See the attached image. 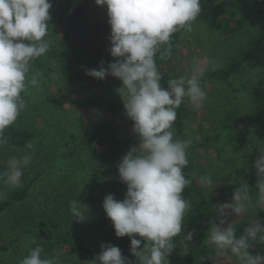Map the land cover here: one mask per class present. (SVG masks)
Returning <instances> with one entry per match:
<instances>
[{"label": "rangeland", "instance_id": "374dc122", "mask_svg": "<svg viewBox=\"0 0 264 264\" xmlns=\"http://www.w3.org/2000/svg\"><path fill=\"white\" fill-rule=\"evenodd\" d=\"M89 2V20L108 23L107 7L98 6L95 0ZM50 3L51 20L46 37L50 49L40 59V70L32 64L33 72L43 74L40 88L29 87L27 94H22L26 107L9 127L33 134L29 142L34 144V154L32 162L23 170L22 187L9 189L0 185L4 192L0 203L28 187L23 200L0 212V245L6 247V250L0 249V264H19L34 246L33 238L44 246L48 257H57L60 264H88L99 255L101 244L119 247L122 256L135 264L137 258L131 253V238L115 235L113 223L102 206L108 194H113L118 201L125 198L127 190L105 184L111 179H120L118 164L121 158L139 145V137L132 131L134 122L127 116L112 115L92 106H77L78 102L93 98L112 99L123 104L117 92L122 83L81 94L73 90L66 82L58 60L64 34L63 24L54 17L58 0H50ZM201 9L190 32L180 30L172 35L171 58L160 60L157 56L156 63L162 76L161 84L165 87L170 78L191 75L194 62L204 69L202 78H207L237 58H243L242 66L228 79L210 78L200 82L207 100L199 111L192 109L187 98L178 108L187 116L182 119V127H175V132L182 139H191L195 148V183L203 193L216 196L221 191L235 190L241 182L252 188V171L256 174L253 164L259 154L258 147H264V92L259 101H255L264 90V0H202ZM215 9L222 18L228 17L229 11L235 13V20L242 19L244 28L241 32L232 37L217 29L213 17ZM72 37L75 39L73 34ZM258 43L263 48L259 51L255 49ZM103 46L110 48L111 42L105 41ZM253 49L254 56L245 59L242 53L250 54ZM240 54L242 57L239 58ZM101 126H109L113 135L124 144L123 153L110 162L97 157L91 150V145L94 146L91 134ZM217 135L220 139L210 146H203L205 139ZM26 151L29 150L25 145L6 140L0 147V170L6 168L10 157L21 156ZM97 152L102 156L110 155L111 146L98 145ZM202 176L211 177L213 182L202 185ZM250 195L251 202L244 213L226 217L236 229L237 238L242 235L237 231L241 226L247 228L255 219L264 224V206L256 203L257 191ZM232 198L231 194L214 200L210 209L231 202ZM73 200L89 207L86 221L73 219L70 211ZM213 223H218L215 212ZM185 228L184 223L180 237L174 238L176 247L168 257L169 264H181L177 261V253L192 242L180 241L186 235ZM209 229L203 238L208 256L214 255L205 242ZM134 238L141 239L143 248V239L135 234ZM81 246L87 247L95 256L83 252ZM251 251L253 255H264V244L255 243ZM216 264H238V261L231 256L219 257Z\"/></svg>", "mask_w": 264, "mask_h": 264}, {"label": "clouds", "instance_id": "9594fccd", "mask_svg": "<svg viewBox=\"0 0 264 264\" xmlns=\"http://www.w3.org/2000/svg\"><path fill=\"white\" fill-rule=\"evenodd\" d=\"M202 0H95L98 6L107 7L111 34L108 39L110 55L116 58L99 69L86 70V75L104 79L112 76L122 82L117 89L127 117L134 122L132 131L139 137V145L132 147L118 164L120 180L127 191L122 201L108 194L103 200L106 216L113 223L117 237L131 238V253L135 264H169L176 243L184 228V217L191 203L183 190L192 181L183 169L188 165L187 150L191 139L175 138L173 127L177 109L187 98L192 109L199 111L207 100L200 81L204 69L194 62L191 75L171 78L162 86L157 67L160 60L172 56L171 37L180 30L191 31L192 24L201 13ZM50 0H0V147L6 140L5 130L13 125L26 107L22 94L29 87L40 88L42 73L32 71V62L50 49L48 35ZM213 65V70H215ZM21 156L7 160L0 170V185L16 189L22 187L23 170L32 162L34 144ZM253 167L256 170V203L264 206V147ZM212 178L202 176L200 183L210 185ZM4 192L0 190V199ZM251 202L250 187L241 182L233 192L231 202L212 208L218 217L205 241L213 250L208 259L216 264L219 257H235L238 264H264V255L252 254L255 243L264 244V224L258 219L236 236V229L226 217H237L246 211ZM230 210V212L228 211ZM73 219L84 222L89 207L78 200L70 202ZM134 234L143 239L134 238ZM193 238L189 231L181 240ZM32 247L19 264H60L57 257H48L44 246ZM88 264H132L122 256L121 250L111 244H101L99 255Z\"/></svg>", "mask_w": 264, "mask_h": 264}, {"label": "trees", "instance_id": "16d2710c", "mask_svg": "<svg viewBox=\"0 0 264 264\" xmlns=\"http://www.w3.org/2000/svg\"><path fill=\"white\" fill-rule=\"evenodd\" d=\"M240 5L239 7H242ZM237 8V7H236ZM91 9L89 0H58V3L55 7L54 17L58 23L63 24L64 34L63 38L60 41V54L58 60H60V66L62 74L68 84L72 85L74 91L79 94L83 92L92 91L94 89H108L114 85H120L122 82L117 78L112 76H106L104 79H97L86 75V70L89 69H99L101 61L104 62L103 66L108 67L109 63L115 61L116 58H113L108 49L103 46L105 41H110L108 37L111 34V27L108 23H92L88 18V11ZM218 9H215L213 12L214 21L216 28L219 29L222 33L228 34L229 36H234L235 33L241 32L244 28L242 19L235 20L233 12L228 11V17L222 18L220 16ZM74 35L75 39L72 37ZM261 46V47H259ZM255 49L259 51L262 48L261 43L255 44ZM253 49L252 53H242L245 59H248V56H254L255 51ZM247 54V55H246ZM240 54L239 58L242 57ZM245 55V56H244ZM42 57L34 60L32 62L33 66H36L40 70L42 68V62L40 61ZM243 58L236 59L232 64L226 66L219 72L208 75L207 78H201V81L214 78L228 79L234 72H237L242 66ZM171 79V78H170ZM200 81V82H201ZM167 87V82L166 86ZM264 90L262 89L255 101H259L260 96ZM78 107L83 106H92L97 110H102L112 115H121L127 116L124 106L121 102L98 98V99H85L81 102H78ZM187 115L185 112H180L177 109V119L173 125L174 129L182 127V119ZM262 116V115H261ZM260 124V122H259ZM176 133V132H175ZM32 133L21 130V129H12L9 127L4 132L5 140L18 145H26L30 140H32ZM180 134L176 133L175 138L182 139L179 136ZM93 140V145H91V150L94 155L101 159H105L110 162L115 160L120 154L123 153L124 144L118 137L113 135V131L109 126H101L94 130L91 134ZM220 139V135H217L215 138L205 139L204 145L213 143L214 140ZM110 145L111 154L102 156L97 152L98 145ZM192 149V151H190ZM193 150H195L193 145L187 150V159L188 165L183 169V173L186 178L190 179L192 182L185 187L183 190V196L186 200L191 203L190 209L187 211L184 217V223L187 225L185 234L189 231L193 232V238L191 244L184 249L182 252L177 253V261L181 264H212L211 260L208 259L207 247L203 242L204 235L206 234V229H209L212 226V216L213 210L212 201L219 198L233 195L234 190L230 191H221L218 195L205 194L198 187L196 182V169H195V159L193 156ZM255 171H252V184L257 183V176L254 174ZM109 187L122 188L127 190V186L120 179H111L105 184ZM252 185L250 187V193H255L257 189ZM28 187L23 188L22 190L14 193L7 197L6 200L0 203V212L8 209L11 205L15 204L18 201H21L25 198ZM244 229L242 226L237 230L243 234ZM81 244V243H80ZM83 252L95 256L91 250L85 246L80 247ZM0 249L6 250L5 246L0 245Z\"/></svg>", "mask_w": 264, "mask_h": 264}]
</instances>
